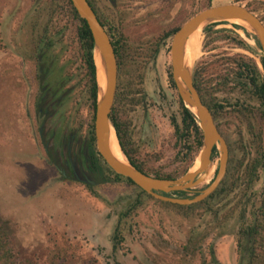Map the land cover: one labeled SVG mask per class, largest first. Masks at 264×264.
I'll use <instances>...</instances> for the list:
<instances>
[{
    "label": "rangeland",
    "instance_id": "obj_1",
    "mask_svg": "<svg viewBox=\"0 0 264 264\" xmlns=\"http://www.w3.org/2000/svg\"><path fill=\"white\" fill-rule=\"evenodd\" d=\"M228 2L246 7L264 25V0H97L103 21L113 24L129 46L125 71L140 75L134 86L140 89L136 94L140 100L128 118L137 159L145 167L174 174L185 163L171 125V119L178 117V96L169 82L171 35L158 40L150 57L154 41L206 5ZM77 27L66 0H0V216L19 263L215 264L212 257L218 264L246 263L238 229L251 222L258 205L263 167L257 168L250 190L242 198L235 193L215 215L179 214L144 194L139 196L140 206L124 218L121 213L137 196L135 185L122 181L87 188L61 182L43 158L33 155L23 97L33 88L31 61L36 53L47 48L48 59H54L69 78L67 84L75 86L73 105L78 115L85 120L93 116ZM195 32L198 46L191 76L195 75L206 98L222 105L214 123L228 156L240 141H250L252 128L262 131L264 149V116L259 114L263 107L234 83L241 62L250 59L261 70V52L253 35L230 20L206 24ZM216 157L217 151L205 180L187 190L188 196L213 178ZM236 202L238 207L229 211ZM115 227L121 239L112 250ZM259 237L251 247L261 258L250 264H264V232Z\"/></svg>",
    "mask_w": 264,
    "mask_h": 264
},
{
    "label": "trees",
    "instance_id": "obj_2",
    "mask_svg": "<svg viewBox=\"0 0 264 264\" xmlns=\"http://www.w3.org/2000/svg\"><path fill=\"white\" fill-rule=\"evenodd\" d=\"M87 2L94 11L97 20L102 25L109 37L116 60V87L110 112L108 115V120L114 130L118 144L126 159L140 172L156 178L173 179L186 171V169L193 163L196 154L198 153L201 143V132L197 125V120L177 98L178 117L177 119H171V125L173 127V137L175 138V142L179 145L178 153H181L182 151L185 160V163L180 172L174 174L161 173L156 169L145 167L139 162V160L137 159V149L132 139V130L130 127V118H128V112L132 111L134 106L140 100L139 97L136 96V94L140 92V89L138 87H134L135 81L139 83L140 75L138 73L129 74L124 69V61L127 56L129 47L126 44L125 37L118 30L114 29L115 26L113 24L108 25L107 22L109 21H102L98 17L91 3L88 0ZM66 3L69 6L72 17L78 22L76 36L80 48L83 51L86 74L89 77V99L91 102L92 111H94V102L96 97V78L94 76V60H92L91 36L86 24L81 18L77 16L75 10L71 6L70 1L66 0ZM208 6L209 5H206V7ZM178 26L174 27L168 32H164L157 37L156 41H154L153 43L151 54L149 55L150 57H152L157 50L158 40H163V38L172 35V33L178 28ZM260 65L262 66L261 58ZM169 82L172 83L171 80H169ZM192 82L194 87L201 94L202 101L209 109L213 121H215L216 115L222 108V105L218 104L210 97L206 98L204 96L202 92L203 88L196 80L195 75L192 76ZM234 82L243 90L249 91V93L259 101V103L263 107V111L259 112V114L261 115V117L264 116V104L262 101V74L261 70L255 65L252 60L248 59V61L240 63V66L237 68V74L234 76ZM249 133L251 136L250 141H244V143L240 141V144L238 145L236 151L229 154L226 163L225 174L222 180L220 181L216 189L205 199L190 205H176L159 200H155L156 203L162 205L166 209L173 210L179 214L182 213L184 215H190L197 211H208L212 212L215 215L218 212L219 208L221 209L225 205L229 204L235 193H239L238 198H242L243 195L248 190H250L252 184L254 183L256 179L257 168H264V149L260 143L262 131L252 128L249 130ZM250 152H252L251 156H249ZM238 153L240 154L237 155ZM214 155L215 149L213 148L211 159H213ZM114 175L117 178L125 180L128 184L134 185L129 179L118 174ZM205 186L206 185H204L203 187ZM203 187L198 188L202 189ZM137 192V196L135 197L132 204H130L129 207L125 209V212L123 214L121 213L120 217L123 216L125 218L130 211H133L140 206L141 201L139 199V196L144 195L145 193L140 189H138ZM189 192L190 191H176L172 192V195L177 197H190L188 196ZM194 193L196 194L197 192ZM220 204L221 207H219ZM237 205V202L233 205H230L228 210L231 212L234 211V209L238 207ZM238 212L240 214V219H242L244 206H239ZM262 232H264V185L262 186L260 192L258 205L252 212L251 222L245 227H239L238 229L239 236L244 242L243 244H241V246H244L247 254L246 263L244 264H250L255 259L260 260L261 257L254 253L253 248L251 247V243H253V241H257L258 238L260 239L259 236ZM120 239L121 237L118 235L117 229L114 230L113 235L111 236L112 250H115L117 248L120 243ZM249 243L250 247L248 246ZM12 246V237L10 235V232L4 227L2 218L0 216V264H20L15 254L13 253ZM212 261L215 264H218L213 257Z\"/></svg>",
    "mask_w": 264,
    "mask_h": 264
},
{
    "label": "water",
    "instance_id": "obj_3",
    "mask_svg": "<svg viewBox=\"0 0 264 264\" xmlns=\"http://www.w3.org/2000/svg\"><path fill=\"white\" fill-rule=\"evenodd\" d=\"M69 1L77 16L84 21L89 30L92 40V60L94 51L102 65L104 84L100 88L96 83L93 112V136L97 152L113 172L129 179L138 189L156 200L176 205H190L205 199L216 189L225 174L228 151L226 142L218 131L209 109L201 101L193 85L190 65L186 66L183 62L184 45L188 35L198 26L201 29L206 24L226 20L246 23L250 28L249 33L253 35L261 52L262 101L264 103V25L262 22L246 7L228 2L197 11L172 33L169 42L170 78L179 101L197 120L201 132V143L193 163L181 175L173 179L156 178L140 172L126 159L108 120L116 87V60L109 37L86 0ZM110 131L113 133L123 161L114 158L108 149L107 139ZM213 148L217 151V166L213 178L206 186L190 197L171 195L172 192L187 191L205 180L213 164L211 160ZM196 162L197 166H195Z\"/></svg>",
    "mask_w": 264,
    "mask_h": 264
},
{
    "label": "flooded vegetation",
    "instance_id": "obj_4",
    "mask_svg": "<svg viewBox=\"0 0 264 264\" xmlns=\"http://www.w3.org/2000/svg\"><path fill=\"white\" fill-rule=\"evenodd\" d=\"M88 1L103 21L100 16L102 7H98L97 0ZM46 54L47 48L34 55L30 77L33 88L23 97L28 129L33 135L31 138L36 151L33 155L43 158L56 174V180L61 182L79 183L87 188L124 182L114 175L116 173L96 150L93 118L90 116L85 120L78 115L73 105L75 86L67 84L69 78L61 74L55 60L48 59ZM198 94L202 101L201 94Z\"/></svg>",
    "mask_w": 264,
    "mask_h": 264
},
{
    "label": "bare ground",
    "instance_id": "obj_5",
    "mask_svg": "<svg viewBox=\"0 0 264 264\" xmlns=\"http://www.w3.org/2000/svg\"><path fill=\"white\" fill-rule=\"evenodd\" d=\"M235 24H238L239 26H241L245 31L250 32V28L248 27V25L242 21H237V20H230ZM200 26H198L192 33H190L186 39L185 45H184V55H183V62L184 64L187 66L191 65L192 62L194 61L196 55H197V46L198 43L194 40L197 32H195L196 30L199 29ZM195 32V33H194ZM93 60H94V65H95V78H96V83L97 85L102 88L103 84H104V79H103V72H102V65L101 62L98 58V55L96 52L93 51ZM107 145H108V149L110 151V153L112 154V156H114V158H116L117 160H121L123 161V158L118 150V147L116 145V141L115 138L113 136L112 131H110L109 135H108V139H107ZM197 166V162L196 165Z\"/></svg>",
    "mask_w": 264,
    "mask_h": 264
},
{
    "label": "crops",
    "instance_id": "obj_6",
    "mask_svg": "<svg viewBox=\"0 0 264 264\" xmlns=\"http://www.w3.org/2000/svg\"><path fill=\"white\" fill-rule=\"evenodd\" d=\"M1 132H2V129H0V135H2Z\"/></svg>",
    "mask_w": 264,
    "mask_h": 264
}]
</instances>
